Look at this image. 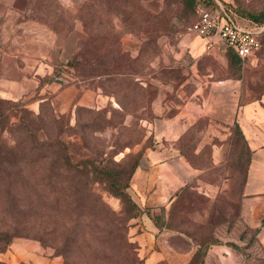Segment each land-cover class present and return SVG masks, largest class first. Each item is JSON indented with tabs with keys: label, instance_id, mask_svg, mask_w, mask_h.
<instances>
[{
	"label": "rangeland",
	"instance_id": "obj_1",
	"mask_svg": "<svg viewBox=\"0 0 264 264\" xmlns=\"http://www.w3.org/2000/svg\"><path fill=\"white\" fill-rule=\"evenodd\" d=\"M229 2L247 16L258 14L264 8V0ZM194 5L195 1L190 0H0V73L19 72L15 59L4 52L6 36L3 33L7 17L16 10L21 14V21L32 18L54 30L61 41V51L67 44L64 51L69 54L56 63L46 78L50 81L54 72L62 70L71 77L65 84L74 85L76 90L69 108L51 99L32 107L27 96L0 97V229L14 232L8 224L17 214L13 209L5 210L6 189L16 192L18 165L15 155H11V163L7 162L4 150L9 148L15 152L19 141L26 137L22 124L35 120L40 126L37 132L41 138H62L74 160L99 156L104 161H117L118 164L111 162L114 168L123 172L127 169L130 173L137 160L136 169L145 163L147 152L157 144L156 126L177 113L185 100L190 97L198 100L194 92L199 84L212 78H240L245 100L259 95L264 89V37L262 47L254 56L258 57L257 61L254 57L242 61L230 51L216 52L206 45L202 51L190 53L184 40L194 37L189 28L195 19ZM84 93L95 95L97 100L79 102ZM53 118L57 120L55 123ZM235 143L238 151L241 140L239 146ZM197 144L196 129H193L181 142L187 160L195 166L211 164L208 147L196 152ZM242 153L248 161V149L243 148ZM7 172L11 173L8 181ZM133 176L127 191L136 205L110 191L106 181L96 180L94 186L116 212L132 215L127 221L128 234L136 243L139 255L132 231L147 207L133 191ZM191 186L189 183L183 187L178 205L171 203L168 215L165 206L153 213L161 216L168 227H181L191 235L186 241L172 239L185 249H190L198 239L194 234L199 225L191 220V211L198 204H206V197L199 196ZM54 195H50L52 200ZM202 228L201 251L193 253L188 264H207V250L214 240L205 236ZM34 236L33 231L21 232L12 238L8 247L19 240L38 242L46 252L60 255L63 264L64 257L55 246Z\"/></svg>",
	"mask_w": 264,
	"mask_h": 264
},
{
	"label": "crops",
	"instance_id": "obj_2",
	"mask_svg": "<svg viewBox=\"0 0 264 264\" xmlns=\"http://www.w3.org/2000/svg\"><path fill=\"white\" fill-rule=\"evenodd\" d=\"M220 1L230 3V0ZM20 18L21 14L14 10L4 25V52L15 59L19 72L0 73V97L27 96L32 107L51 99L69 108L76 92L74 85L46 78L56 63L69 54L64 51L67 44L61 51V41L54 30L32 18L23 21ZM191 34L194 37L184 40L189 52L202 51L205 37ZM214 50H230L242 61L257 53L242 57L233 49L214 47ZM253 59L257 61L258 57ZM241 83L240 78L208 79L196 87L194 94L198 100L192 97L185 100L177 113L156 126L157 144L147 152V159L136 169L132 182L137 198L147 207L132 231L144 264H188L201 246L202 226L205 236L214 240L207 250V264L264 262V89L247 101ZM95 100V95L84 93L78 101ZM193 129L197 134L196 152L203 151L205 146L210 152L211 164L207 166L191 164L182 152L181 142ZM240 140L241 149L237 151L235 141L239 146ZM243 148L248 149V161L240 154ZM189 183L199 196L206 197V204H198L191 211V220L199 225L194 234L198 239L190 249H185L172 239L186 241L191 235L181 227H168L161 216L153 213L165 206L168 215L171 203L178 205L181 190ZM0 259L7 264L22 261L62 264L63 260L31 240L11 244L0 251Z\"/></svg>",
	"mask_w": 264,
	"mask_h": 264
},
{
	"label": "trees",
	"instance_id": "obj_3",
	"mask_svg": "<svg viewBox=\"0 0 264 264\" xmlns=\"http://www.w3.org/2000/svg\"><path fill=\"white\" fill-rule=\"evenodd\" d=\"M190 1H195L194 10L200 1L216 4L215 0ZM250 16L264 22V11ZM61 72H54L52 78ZM53 121L55 123L56 118ZM39 127L35 120L22 124L26 137L19 141L15 152L9 148L4 150L7 162L11 163V155L16 157L19 184L16 192L6 189L5 210L13 209L17 217L8 224L14 232L0 229V251L8 247L15 235L33 231L34 237L56 247L58 254L64 257L63 264H144L136 243L128 234L127 221L132 215L116 212L94 186L96 180L106 181L110 191L135 204L127 188L138 160L130 173L127 169L123 172L114 168L112 163L118 164L117 161H104L99 156L74 160L66 141L59 136L54 140L41 138L37 132ZM9 177L11 173L7 172V181ZM51 194H55L54 201ZM201 247L195 253L198 254ZM0 264L7 262L0 259ZM21 264L31 263L22 261Z\"/></svg>",
	"mask_w": 264,
	"mask_h": 264
},
{
	"label": "built area",
	"instance_id": "obj_4",
	"mask_svg": "<svg viewBox=\"0 0 264 264\" xmlns=\"http://www.w3.org/2000/svg\"><path fill=\"white\" fill-rule=\"evenodd\" d=\"M200 1L195 6V19L190 31L205 37L207 48L233 49L238 55L248 57L262 47L264 22L241 15L233 5L215 0ZM56 79L68 82L69 75L62 71Z\"/></svg>",
	"mask_w": 264,
	"mask_h": 264
}]
</instances>
